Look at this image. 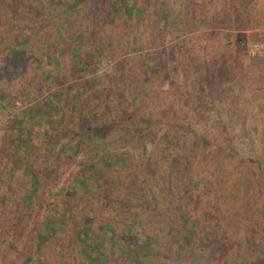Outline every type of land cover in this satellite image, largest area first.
I'll list each match as a JSON object with an SVG mask.
<instances>
[{
  "label": "rangeland",
  "instance_id": "obj_1",
  "mask_svg": "<svg viewBox=\"0 0 264 264\" xmlns=\"http://www.w3.org/2000/svg\"><path fill=\"white\" fill-rule=\"evenodd\" d=\"M177 119L221 143L207 178ZM196 191L236 245L184 250ZM125 246L264 264V0H0V264H128Z\"/></svg>",
  "mask_w": 264,
  "mask_h": 264
},
{
  "label": "trees",
  "instance_id": "obj_2",
  "mask_svg": "<svg viewBox=\"0 0 264 264\" xmlns=\"http://www.w3.org/2000/svg\"><path fill=\"white\" fill-rule=\"evenodd\" d=\"M188 53V52H187ZM160 60L161 64H164L165 60L162 57ZM208 72V68L205 69V74H207ZM205 82L208 83L210 82L209 77H205ZM208 86H210V84L208 83ZM158 93H160L159 89H158ZM111 96V95H110ZM162 99V98H161ZM44 102V101H43ZM45 104L47 105V114L50 113V109L52 108L51 105L49 104V101L46 100ZM167 107H171V104H169L168 102L165 104ZM45 106V105H43ZM152 115L154 117L149 118V119H144V123L148 124L150 126V124L158 122L161 118V116L156 115V113H152ZM135 119H138L140 121V116H136L134 117ZM142 121V119H141ZM147 122V123H146ZM175 124H178L179 127H182V131L183 130H190L193 131V125L194 122L192 120H187L185 123L182 121H178L177 120H173L172 121ZM149 126H144L141 123L140 125H134L132 130L127 133V135L132 137V142L128 143L125 147L127 148V151L129 152L131 149H129L131 146H135L137 147V142H140L142 140V138L144 137L143 135L146 134V130L149 128ZM194 132V131H193ZM149 133V132H148ZM195 133V132H194ZM208 129L205 127V125H202V129L198 130L196 127V133H195V141H196V147H198L200 149L199 151V155H200V167L199 169L202 171L203 173V177L207 178L208 177V173L207 175H205V170L206 168L209 169V159L212 158L211 153L214 151L217 155L219 154V150L217 149V151L215 150L216 148H220L221 147V143L218 142L217 140L214 141L212 140L211 137H209L208 135ZM170 141V139H169ZM132 143V145H131ZM232 150L233 147L231 146ZM130 153H126L125 157H126V164H127V160L130 159L131 155H129ZM129 156V157H128ZM118 158H121L118 156ZM117 160H114L111 164L115 165V162ZM117 163V162H116ZM93 168V167H92ZM199 172V171H198ZM195 188V187H194ZM201 196L199 195V192H195L192 193L191 198L189 199V201L187 202V206L189 209H186L185 211H183L180 214V218L182 220V222L186 225L187 223H189V225H187V229L184 230V232H189V241H185L187 244H185L184 246V250L187 252L189 251L191 253V251H194V245H193V240L195 239L194 237L198 236V242L200 241V243H202V241H207L209 243V245H213L217 242H223L226 245H236L235 242L237 243L238 239L237 234H236V230H238V220H233L231 221V223H225V217H223L221 214H217V211L214 209L215 205H213V201H212V196L208 193V192H200ZM227 224V225H226ZM235 226V227H234ZM196 228H201L202 231H200L199 233L195 232ZM245 239H246V235H245ZM237 240V241H236ZM257 242V241H256ZM255 241L250 240L248 241L249 244H256ZM232 245V246H233ZM201 246V248L203 249V245H198ZM135 247H137L135 245ZM207 247V250H205L207 252L206 258L208 261L210 262H219L221 260L225 259V256L227 253L222 252L220 250H210ZM123 251L127 253L126 256H128V264H136L139 258V252L136 249H132L131 246H125L123 247ZM215 251V252H213ZM123 252V253H124ZM188 254H182L181 252H177L175 255V263L174 264H181L179 263L181 260L183 262H185V264H192V260L188 259L187 256ZM188 259V260H187ZM228 260V259H227ZM111 264V263H110ZM141 264V263H140ZM228 264V262H227Z\"/></svg>",
  "mask_w": 264,
  "mask_h": 264
}]
</instances>
